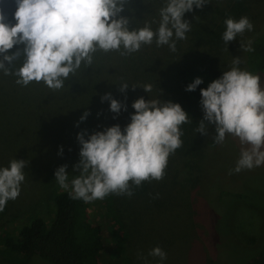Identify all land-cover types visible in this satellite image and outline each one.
I'll return each mask as SVG.
<instances>
[{"label":"clouds","instance_id":"1","mask_svg":"<svg viewBox=\"0 0 264 264\" xmlns=\"http://www.w3.org/2000/svg\"><path fill=\"white\" fill-rule=\"evenodd\" d=\"M149 3L150 0H143ZM12 14L15 23L6 21L0 11V71L14 75L16 83L27 86L43 82L49 89L59 90L70 74L90 67L93 54L98 50L127 55L140 50L142 45L155 41L157 46L167 45L176 51V41L186 39L190 23L183 19L193 6L200 8L211 0H162L159 21L155 30L150 23L140 28H129L130 18L120 15L129 0H14ZM156 22V21H153ZM222 40L225 45L253 24L247 16L239 19L227 17ZM16 51L9 53L14 46ZM245 52L254 51L253 42L239 43ZM19 67L13 68L15 62ZM240 56H233L231 67L200 88V106L203 119L197 132L207 133L208 123L215 125L213 144H223L226 135L238 138L242 147L233 171L252 169L264 164V87L258 74L241 68ZM202 78L195 77L185 87L196 90ZM127 82L119 83V91L129 88ZM140 86L149 95L150 83ZM109 110L115 114L126 108L109 93ZM129 114L130 120L123 130L119 124L87 134L78 132L79 160L73 165L77 174L69 176L67 165L54 171V179L61 189L73 199L84 202L102 200L107 195H132L130 181L139 186L143 181L160 180L168 157L182 145L181 125L189 122V115L179 103L155 97L136 98ZM87 112L82 113L84 120ZM26 160L12 159L8 166H0V212L10 200H15L25 181ZM164 264L166 252L159 246L149 251Z\"/></svg>","mask_w":264,"mask_h":264},{"label":"rangeland","instance_id":"2","mask_svg":"<svg viewBox=\"0 0 264 264\" xmlns=\"http://www.w3.org/2000/svg\"><path fill=\"white\" fill-rule=\"evenodd\" d=\"M132 1L140 11L149 8L152 20L156 21L151 24L155 30L159 21V9L163 6L162 0H150L147 4L143 0ZM220 1L226 3L228 0ZM250 2L252 8L249 15L253 19L249 18V20L253 24V30L245 31L231 43L232 52L226 55L227 61L224 57L221 59V63H224V71L231 67L233 56H240L243 61L244 51L240 49L239 43L253 41L257 32L264 28V0ZM137 3L143 4L144 9ZM136 8H134L135 12ZM14 10L15 7L7 0H0V11H3L5 16L8 15L12 23H15L12 16ZM120 15L130 18V29L135 27L133 22L135 16L126 6ZM183 19L188 20L191 27L190 16L184 15ZM189 36L190 31L186 33V39L176 41L175 52L170 51L167 45L157 46L155 41L142 45L144 54H150L148 71L152 79L166 70L170 52L176 53L177 57L184 52ZM17 47L14 46L8 52L16 51ZM197 53L196 49L191 51L192 55ZM111 54L113 57L105 56L109 59L107 60L94 53L92 65L90 67L82 65L75 74H70L62 89H49L42 81L30 86L18 84L17 88H12V91H8V94L1 98L3 104L0 102V107L2 106L0 118L3 117L4 123L10 125L8 127L10 134L0 135V166L7 167L13 158L26 160L27 164L24 168L25 181L21 185L19 196L7 202L6 209L0 217V234L6 231L14 234L15 230L24 223L25 215L29 212L43 214L47 218L49 199L46 197L51 188L57 184L54 179L55 169L60 165H67L66 171L69 172L70 178L77 174L73 165L79 160L78 132L85 133L87 138V134L103 131L113 124H119L123 130L130 120L129 114L134 111L131 104L136 98L143 97L147 100L149 97L160 96L161 90L152 91L149 95L142 92L144 93L142 96L131 93L128 98H122L121 103L126 108L119 114L111 112L108 106H104L109 103L108 100L102 101L101 97L105 93H109L116 100L125 97V94L117 91L114 85L126 79L124 76L119 79V73L125 68L115 61L116 55ZM260 78L261 86L264 87L262 75ZM0 80L4 82L6 75L0 73ZM11 80L15 81L9 77V81ZM100 104L101 106L98 107L97 105ZM199 107L198 111L203 113L200 104ZM85 112L87 116L81 121L80 117ZM206 124L205 136L210 137L208 135L210 123ZM16 134H19L18 138ZM213 142L208 145L206 155L200 159L199 181L185 184L186 198L183 201L177 199L174 203H168L171 204V208L168 209L153 207L150 214L139 221L146 225L141 229L135 227L139 229V233L125 251L127 255L135 257L138 261H132L131 264H145L146 258L149 262L158 264L159 258L149 255V251L155 246L166 252L167 259L164 264H239L242 259L238 253L245 250L242 247L252 249L258 246V228L263 224L259 211L260 204L250 200L243 202L229 196H223L215 201L214 199L220 192L218 188L244 191L255 198L264 196L261 194L264 193V164L250 170L242 169L235 172L233 169L241 148L247 146L241 145L238 138L231 135H226L223 144H213ZM186 159L187 156L179 149L169 155L164 176L158 181L149 180L153 195L167 201L173 199L174 188L178 190L181 188L182 178L177 171L182 169ZM92 209L93 207L88 208L87 212L91 213ZM176 212L178 214L184 212V215L191 212L192 218L172 216ZM120 229L123 230V227L113 230L116 233L120 232ZM111 237L113 236L107 233L105 250L102 254L105 257L103 262L111 258L110 253L113 249ZM240 246L242 251H239ZM149 262L148 264H152ZM0 264L14 263L0 256ZM19 264L44 263L34 258Z\"/></svg>","mask_w":264,"mask_h":264},{"label":"trees","instance_id":"3","mask_svg":"<svg viewBox=\"0 0 264 264\" xmlns=\"http://www.w3.org/2000/svg\"><path fill=\"white\" fill-rule=\"evenodd\" d=\"M7 1L16 7L14 0ZM250 1L252 0H228L226 3H222L220 0H211L210 4H205L200 8L193 6L191 12H185L184 15H188L192 19L186 49L178 57L176 53L170 52L166 70L154 76L155 79L150 77L148 71L150 54H144L141 48L139 51L127 55L113 51L105 53L99 50L95 53L102 58L112 56L111 53H113L117 58H114L115 61L121 63L125 68L123 72L119 73V79L124 76L126 78L124 82L130 86L121 92L119 91V83L114 85L117 91L125 94V97L117 99L118 101L121 102L128 98L131 93H136V96L144 95L145 92L142 87L133 88L131 85L150 83L153 86L152 91L161 90L160 96H158L160 99L179 103L189 115V122L180 126L183 135L181 136L182 145L178 149L187 156V159L183 163L182 169L177 171L182 178L181 188L179 190L174 188L173 199L167 201L153 195L152 185L148 180L143 181L139 186L130 181L132 191L130 196L111 193L102 200L98 199L86 203L83 200L71 198L69 192L61 189L57 183L46 197L49 199L47 218L43 214L29 212L25 215L24 223L15 230L14 234L7 231L0 234V256L4 260L14 264L27 262L34 258L44 264H131L132 261L138 262L135 257H130L125 251L136 234L139 233V229L135 227L141 229L146 225L139 221L145 215L150 214L153 207L168 209L171 208V204L168 203H174V200L177 201V199L183 201L187 191L184 189L185 184H194L199 181L200 159L206 155L207 147L213 141V132H215V125L211 123L209 126L210 134H208L210 137L205 136L207 133L201 134L196 131L200 120L203 119V113L198 111L200 108V88L207 87L212 80L222 75L224 63H221V59L224 57V60L227 61L226 55L232 52L233 45L231 43L235 39L229 41L227 45L222 40V33L225 30L224 20L227 17L239 19L241 16L253 19L249 15L252 8ZM139 5L143 8V4ZM136 7L132 0H129L126 5V8L131 10L135 16L134 28L143 27L146 22L153 24V17L152 13L149 14V8L147 7L146 11H140ZM134 8H136V12ZM6 21L12 23L9 21L8 15ZM252 42L254 51L243 52L242 68L259 76L262 75L264 81V28L257 32V36ZM18 47L22 48L23 46ZM193 49L198 50L196 55L191 54ZM20 63L21 61H17L12 67H19ZM114 71L116 73L115 68ZM129 73L131 76L128 75ZM9 77L15 81H9ZM195 77L202 78V84L198 85L194 91H186V85ZM16 79L14 75L9 74L6 75L4 82L0 80V102L1 98L8 94V91L18 87ZM34 83L31 82L28 86L34 85ZM142 92L144 93L142 94ZM97 106L99 107L101 104ZM104 106H108V104ZM102 107L100 108L102 109ZM205 123L208 122L205 121ZM9 126L4 123V119L1 117L0 135L10 134ZM16 135L18 138L19 134ZM207 140L208 143L206 144ZM218 191L220 192L214 201L223 198V196H229V198L240 199L243 202L250 200L260 204L259 211L263 224L258 228L259 244L252 249L240 246L239 251H242L241 247L245 250L238 254L241 255L242 259L239 264H264V196L255 198L244 191L220 190V188ZM91 207H93L91 213L87 212V209ZM5 209L6 206L0 212V217ZM184 214V212L180 214L176 212L172 216L185 219L192 218L191 212H188L187 215ZM120 226L123 227V230L120 229V232L115 233L113 229ZM106 232L113 236L110 241L113 242V249L110 253V260L103 262L105 257L102 254L105 250ZM144 260L145 264H148L149 259ZM149 263L157 264V262Z\"/></svg>","mask_w":264,"mask_h":264}]
</instances>
